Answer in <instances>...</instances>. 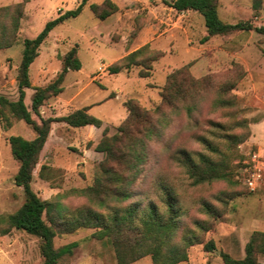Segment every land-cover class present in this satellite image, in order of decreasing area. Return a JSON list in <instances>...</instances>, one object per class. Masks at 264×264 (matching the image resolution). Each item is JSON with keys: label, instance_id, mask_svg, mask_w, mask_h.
Here are the masks:
<instances>
[{"label": "rangeland", "instance_id": "obj_1", "mask_svg": "<svg viewBox=\"0 0 264 264\" xmlns=\"http://www.w3.org/2000/svg\"><path fill=\"white\" fill-rule=\"evenodd\" d=\"M24 1L26 8L18 41L0 50V95L11 100L19 97L17 77L24 40L36 38L47 22L76 9L81 2L0 0V7ZM106 1L89 0L78 17L50 32L31 65L32 87L26 90V104L31 109L34 88L50 83L60 71L64 55L74 46L78 47L82 69L66 76L64 92L46 101L41 114L45 118L59 117L90 107L89 114L102 120L103 125L101 128H73L63 122L53 123L32 184L41 199L61 205L67 220L73 218L79 207L88 204L85 197L73 191L93 184L97 165L104 158L95 150L104 129H108L109 135L117 132L127 117L124 103L129 99H136L147 109L157 106L168 75L176 69L189 65L194 77L210 75L215 82L239 79L233 93L244 109L243 116L249 120L251 137L252 127L264 117V35L255 31L236 32L203 42L207 34L205 20L195 11L179 13L164 0H110L118 10L101 20L91 11L90 5H99L102 11L107 8ZM218 13L222 21L229 24L249 21L264 26V0H219ZM146 45L149 47L146 58L158 56L149 63L150 77L140 78V67L116 75L108 72L110 66ZM215 98L216 91L211 89L202 99L193 122L184 116L175 117L170 127L164 129L163 136L152 143L147 166L150 178L161 173L174 179L184 224L193 228L194 222L201 220L214 227L204 239H212L217 251L205 252L203 245L191 247L192 264H223L219 251L241 259L253 232H264V182L256 190L246 183L249 171L254 170L253 155L259 152V146L250 142L251 137L239 147L246 158L236 162L235 184L217 181L192 186L171 159L178 148L201 149L195 136H209V120L226 121L222 112L212 108ZM34 118L38 121L35 115ZM13 136L32 139L35 133L22 121H14L11 127H6L0 120V216L16 212L25 202L23 188L14 181L19 163L11 153ZM141 190L145 191L146 186ZM203 202L210 203L220 218L214 221L207 215L201 206ZM94 232V229H80L55 238L56 247L78 243L66 264H117L111 244L93 238ZM40 246L38 237L21 230L0 235V264H43ZM258 257L264 263V255ZM132 264L153 262L145 257Z\"/></svg>", "mask_w": 264, "mask_h": 264}, {"label": "trees", "instance_id": "obj_2", "mask_svg": "<svg viewBox=\"0 0 264 264\" xmlns=\"http://www.w3.org/2000/svg\"><path fill=\"white\" fill-rule=\"evenodd\" d=\"M164 1L179 13L195 11L204 17L207 34L203 42L236 32L255 31L264 35L263 25H253L249 21L236 24L222 21L218 13L219 0ZM88 2L81 0L76 9L47 22L36 38L24 40L17 77L19 97L11 100L0 95V120L5 126L11 127L14 121H22L35 133L32 139L22 136L10 139L11 153L19 163L14 181L23 188L25 202L16 212L0 216V235L21 230L38 237L41 240L43 264H66L78 243L56 247L55 238L80 229H94L93 238L108 241L113 247L117 264H132L145 257H150L153 264H188L189 249L195 245H203V250L208 253L217 251L212 239H204L214 227L201 220H196L193 228L183 223L174 179L161 173L150 178L147 166L150 163L151 145L163 136L164 129L170 127L175 117L184 116L193 122L202 99L211 89H215L216 98L212 108L215 112H222L226 121L209 120V136H195L201 149L190 151L181 147L171 155V159L192 186L217 181L235 184L236 162L246 158L239 147L251 137L249 120L243 116L244 109L233 93L239 79L215 82L210 75L196 78L190 66L186 65L168 75L160 92V102L154 108L147 109L136 99L125 101L127 117L115 134L109 135L108 129H104L95 147L104 158L97 165L93 184L73 191L85 197L88 204L79 207L72 219H66L58 202L41 199L32 188L34 172L53 123L63 122L73 128H101L103 125L102 120L89 114L90 107L59 117L45 118L41 114L46 101L64 92L66 76L82 69L77 46L64 55L62 67L50 83L34 88L31 109L26 104V90L32 87L30 68L39 55L40 47L56 26L78 17ZM105 5L107 8L102 11L96 4H91L90 9L105 20L118 10L110 0ZM25 6L26 1L0 7V50L10 48L18 41ZM147 52L148 45L131 52L118 64L110 66L108 72L116 75L140 67V78L150 77L149 63L157 60L158 56L146 58ZM143 186H146L145 191L141 190ZM201 206L214 221L220 218L210 203L203 202ZM259 255H264L263 231L253 232L245 246V256L241 259L219 251L223 264H264L259 261Z\"/></svg>", "mask_w": 264, "mask_h": 264}, {"label": "built area", "instance_id": "obj_3", "mask_svg": "<svg viewBox=\"0 0 264 264\" xmlns=\"http://www.w3.org/2000/svg\"><path fill=\"white\" fill-rule=\"evenodd\" d=\"M254 159V170L249 171V177L246 180L247 185L251 189H258L262 186L264 182V171H263V162L264 153L256 152L253 155Z\"/></svg>", "mask_w": 264, "mask_h": 264}, {"label": "crops", "instance_id": "obj_4", "mask_svg": "<svg viewBox=\"0 0 264 264\" xmlns=\"http://www.w3.org/2000/svg\"><path fill=\"white\" fill-rule=\"evenodd\" d=\"M90 128L93 126H86L82 128ZM95 128V127H94ZM250 142L254 143L255 145L259 146L258 151L260 153L264 152L263 147L264 146V117L261 119L260 122L254 124L252 127V137L250 139ZM191 257V255H190ZM190 264H192V259L190 258Z\"/></svg>", "mask_w": 264, "mask_h": 264}]
</instances>
